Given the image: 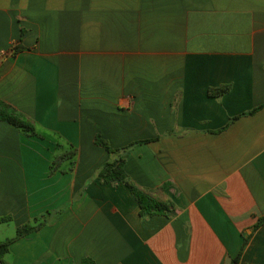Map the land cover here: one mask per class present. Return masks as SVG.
Wrapping results in <instances>:
<instances>
[{"label":"crops","instance_id":"1","mask_svg":"<svg viewBox=\"0 0 264 264\" xmlns=\"http://www.w3.org/2000/svg\"><path fill=\"white\" fill-rule=\"evenodd\" d=\"M0 99L38 135L0 121V242L46 222L7 264H264V0H0ZM98 136L147 141L125 171L165 214Z\"/></svg>","mask_w":264,"mask_h":264},{"label":"trees","instance_id":"2","mask_svg":"<svg viewBox=\"0 0 264 264\" xmlns=\"http://www.w3.org/2000/svg\"><path fill=\"white\" fill-rule=\"evenodd\" d=\"M21 50V47L15 48L13 55L17 54ZM229 91V87H223L221 89H212L210 90V94L213 96L224 95ZM255 111L251 112L253 114ZM235 120V119H233ZM232 120V121H233ZM0 121L7 122L14 126L15 128L21 130L24 134L28 136H38L36 133L35 126L32 122H30L24 114L17 111L11 105L0 99ZM147 143L146 142H138L130 145L129 147L114 150L110 147L107 141L102 139L101 137H96V145L103 147L110 155L116 156L114 161H110L104 164L98 171L97 177L101 180L103 184H111L116 183L119 185L127 186L132 194L136 197L140 209L141 216H153L156 214H165L173 205L164 203L153 198L151 192H147L144 190H140L137 188L131 181L129 176L125 171V161L124 156L125 153L131 149L135 145ZM75 153L70 152L66 155L56 156L51 165V171L55 172L59 170L60 163L63 160H67L71 158ZM69 171V170H68ZM12 221V217H0V225L10 223ZM264 223V218L260 219L256 225L259 227ZM45 221L37 220L35 224H26L20 227L17 230L16 236L8 239L6 241L0 242V260L3 264H7L5 262V257L9 254L11 246L18 240L30 235L33 232L39 231L44 225ZM250 241V237L244 238V246L243 249L247 246ZM242 249V251H243ZM242 253H240L236 258L232 259L229 264H239ZM82 264H94L92 259H84Z\"/></svg>","mask_w":264,"mask_h":264},{"label":"rangeland","instance_id":"3","mask_svg":"<svg viewBox=\"0 0 264 264\" xmlns=\"http://www.w3.org/2000/svg\"><path fill=\"white\" fill-rule=\"evenodd\" d=\"M14 49H15V47H14ZM13 52H14V50L13 49H11L9 52H3V53H11V55H13ZM2 54V53H1ZM5 57H7V54H6V56Z\"/></svg>","mask_w":264,"mask_h":264},{"label":"built area","instance_id":"4","mask_svg":"<svg viewBox=\"0 0 264 264\" xmlns=\"http://www.w3.org/2000/svg\"><path fill=\"white\" fill-rule=\"evenodd\" d=\"M1 55H2V57H5L6 56V53H2Z\"/></svg>","mask_w":264,"mask_h":264},{"label":"water","instance_id":"5","mask_svg":"<svg viewBox=\"0 0 264 264\" xmlns=\"http://www.w3.org/2000/svg\"><path fill=\"white\" fill-rule=\"evenodd\" d=\"M0 264H3L1 260H0Z\"/></svg>","mask_w":264,"mask_h":264}]
</instances>
